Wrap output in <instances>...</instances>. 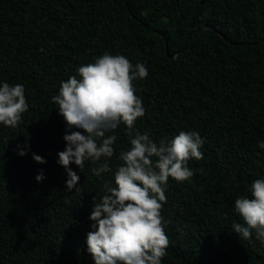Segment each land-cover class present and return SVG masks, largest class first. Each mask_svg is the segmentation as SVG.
Returning a JSON list of instances; mask_svg holds the SVG:
<instances>
[{"label":"trees","instance_id":"obj_1","mask_svg":"<svg viewBox=\"0 0 264 264\" xmlns=\"http://www.w3.org/2000/svg\"><path fill=\"white\" fill-rule=\"evenodd\" d=\"M104 53L147 67L134 81L145 115L133 137L194 131L204 141L203 158L188 161L193 177L168 181L162 264H264L255 230L243 239L232 227L244 223L235 201L264 179V0H0V86L23 85L29 104L18 126L0 124V264H95L90 215L105 184L116 187L129 131L106 133L117 137L111 158L71 164L80 179L68 191L58 154L66 131L87 133L68 130L52 97ZM105 159L112 171L96 176Z\"/></svg>","mask_w":264,"mask_h":264},{"label":"clouds","instance_id":"obj_2","mask_svg":"<svg viewBox=\"0 0 264 264\" xmlns=\"http://www.w3.org/2000/svg\"><path fill=\"white\" fill-rule=\"evenodd\" d=\"M78 73L80 79L72 76L61 82L58 95L52 97L68 130L77 128L87 133L66 131L64 136L67 147L58 154V163L66 169L67 190L76 189L80 179L71 164L83 171L85 160L99 162L114 155L117 137L106 133L123 123L131 143L130 150L120 154L124 163L115 171L116 187L105 184L106 194L98 202L94 200L88 252L95 264H162L170 244L161 215L168 181L184 182L193 177L188 161L203 158L200 149L204 141L194 131H181L170 142L162 139L156 143L149 132L135 131L133 137L136 121L145 115L134 86V81L148 76L143 63L134 66L122 55L104 53L94 63L79 67ZM28 110L24 86L4 82L0 86V124L16 127ZM259 147L264 148V142ZM18 154L27 155L25 151ZM33 159L46 163L35 154ZM110 171L107 159L92 169L96 176ZM44 179L42 172L36 177L37 182ZM250 197L235 201V210L244 223H234L233 231L249 239L255 230L256 237L264 242V179L251 184Z\"/></svg>","mask_w":264,"mask_h":264},{"label":"water","instance_id":"obj_3","mask_svg":"<svg viewBox=\"0 0 264 264\" xmlns=\"http://www.w3.org/2000/svg\"><path fill=\"white\" fill-rule=\"evenodd\" d=\"M209 27H205L197 36V38L195 39V42L199 40V38L202 36V34L208 29ZM193 45V44H192ZM166 49H167V55L169 58L171 59H175L177 57V55H172L170 56L169 51H168V45H166Z\"/></svg>","mask_w":264,"mask_h":264}]
</instances>
